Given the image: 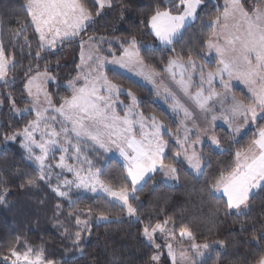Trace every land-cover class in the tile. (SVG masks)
Returning a JSON list of instances; mask_svg holds the SVG:
<instances>
[{
    "label": "snow or ice",
    "instance_id": "6c2138e0",
    "mask_svg": "<svg viewBox=\"0 0 264 264\" xmlns=\"http://www.w3.org/2000/svg\"><path fill=\"white\" fill-rule=\"evenodd\" d=\"M94 2L99 5L95 14L88 10L82 0H27L22 7L30 20L15 30L14 38H19L28 27L34 26L42 51L55 49L58 42L60 45L65 42L72 43L97 22L96 18L103 14L104 8L114 7L113 0H94ZM203 2L204 0H179L177 5L176 0H159L152 14L141 23L150 29L159 46L175 52L174 45L183 39L184 33L199 19L198 9ZM176 7L182 10L174 14L173 8ZM206 27L212 29V35L205 43L209 53L215 51V71L205 72V65L208 63L206 57H200L204 60V64H197L191 53L188 54L186 63L183 62L182 57L168 60L167 67L163 71L169 73L178 89L189 99L194 100L202 111H211L208 102L219 93L212 90L209 91L208 96H204V89L201 88L194 96L190 94L189 90L193 85V77L197 69L200 71L201 85L206 82L211 86L214 80L219 78L223 89L229 92L233 79L243 83L251 94V103L245 104L233 97V102L227 110L228 115L211 117L213 122L223 119L231 128L234 138L242 134L245 127L256 126L260 121H264V0H252L251 4L249 0H225L223 13L217 15ZM24 40L28 44L27 36ZM104 42V37L97 40L94 36H89L88 41L82 39L79 41L81 63L77 68L80 71L75 78L68 81L67 88L71 95L62 97L58 107L53 104L51 94L44 89V82L56 79L50 74L49 68L45 67L43 72L37 71L35 76L29 77L25 89L28 96L32 97L33 105L41 104V93H43V103L48 107L42 110L34 107L32 110L36 112V119L30 121L22 131L5 135L4 141L7 143L22 137L21 147L26 152L24 159L35 165L38 173L37 176H31L17 169L21 179L25 180V183L20 185L21 188L36 186L38 182L47 183L58 197L67 199L70 206L79 198L78 195L77 199L72 198L74 189L77 193L81 189L96 193L99 189L126 209L129 216H135L137 208L129 202L130 193L133 199H137L134 195L137 191L136 186L145 179V176L158 170L162 171L168 180L178 181L179 176L176 167L164 162L167 158L165 150L168 147L164 134L167 131L170 136L171 132L155 116L146 117L139 112L137 109L140 102L133 91L125 90L110 80L104 69L106 65L111 64L127 70L156 86L157 96L160 95L156 80L159 73L154 67L147 65L141 57V45L134 35L125 41H119L123 54L119 58L113 56L111 60L98 54L99 45ZM85 43L97 45L87 57L84 51ZM108 43L111 44V41ZM125 43L127 47L123 46ZM159 46L148 44L143 45V48L145 51L155 53L160 50ZM28 47L31 54L30 44ZM35 55L37 59L41 58L40 51ZM9 63L15 66L14 61H9L6 57L3 43L0 42V81L6 84L9 83L6 79ZM80 80H83V83L77 86V81ZM37 81L41 82L37 83ZM33 87L36 89L35 93ZM164 93L165 102L168 99L174 101L171 105L172 111L182 110L185 117H191L192 114L168 88L164 89ZM125 94L131 100L128 105H124L123 101L119 100V96ZM118 105L124 111L123 116L117 111ZM13 109L15 110L14 102ZM29 111L31 110H24V112ZM237 118L242 122L233 126L232 122ZM50 121L59 123V131L55 128L49 130ZM41 125L44 126L45 131L41 133L38 142L35 134L41 129ZM209 139L211 145L221 148L220 139L214 135ZM176 142L180 145L181 151H176L173 158L179 160L183 156L191 169L197 173L201 172L203 153L198 154L193 150L189 154L187 135L183 140L178 138ZM199 142L200 137L197 136L196 143ZM89 144L94 149H103L105 152L110 151L113 145L119 149L120 155L126 161L127 175L131 178V189L127 186L114 189L100 179L99 169L93 171L92 161L83 152L84 146ZM37 148L39 154L35 152ZM57 151L61 153L59 161L55 164L50 163V160L55 159ZM68 160H74L76 164H69ZM84 164L87 165L86 169L82 166L77 167ZM53 169H60V172L55 173L57 183L54 187L51 183ZM65 172L72 173L74 178L67 179L64 176ZM3 183L0 181V184ZM207 192L214 199L217 198V194H222L220 199L226 197L224 200L226 214L230 215L233 212L237 216L249 214L252 200L264 193V127L257 128L254 138L246 148L235 152L233 164L221 170L219 176L211 182ZM6 196L7 188H4L3 193L0 194V203L5 202ZM99 218L106 220L107 215L101 213ZM174 223L169 217L163 222L156 223L155 226L151 223L146 224L142 234L150 244L159 249L161 246L155 244L156 234L171 236L170 224L174 225ZM76 224L78 227L83 224V227L68 237L71 239V245L65 251L71 255L62 259L60 264H75L77 255L83 254V249L80 247L83 240L81 233L88 231L87 221H81L77 217ZM261 229L259 234L254 230L252 235V241L258 245L253 253V256L257 257L253 264H264V245H260V242L264 241V223H261ZM65 235L68 236L67 229ZM180 240L182 245L185 240L191 242L190 248L193 253V258L183 257L180 264H185V261L187 264H215L219 251L214 245H218L219 248L226 247V242L223 240L197 244L196 237L188 229L180 233ZM166 246L172 264H177L172 244L168 243ZM33 251L29 247L23 254L24 264H56L53 260H46L42 250L37 253L34 260L30 259L29 256ZM9 253V256L3 258V264H9V261L11 264H20L21 254L15 248H10ZM150 261L158 264L159 253L152 255Z\"/></svg>",
    "mask_w": 264,
    "mask_h": 264
},
{
    "label": "trees",
    "instance_id": "16d2710c",
    "mask_svg": "<svg viewBox=\"0 0 264 264\" xmlns=\"http://www.w3.org/2000/svg\"><path fill=\"white\" fill-rule=\"evenodd\" d=\"M223 1L204 0L198 12L199 19L184 33L183 39L174 45L175 52L159 47L160 50L152 53L145 51L143 45L155 42V37L141 21L152 14L159 0H113L114 7H106L103 14L96 18L97 22L76 41L65 42L56 49L46 51L39 47L40 42L38 34L34 32V26L28 27L19 38H14L15 30L30 20L22 7L27 0H0V42L3 43L6 57L13 59L15 63L14 67L11 64L8 69L9 83L0 84V181L4 182L0 184V194L7 188L6 200L0 203V264H3V258L9 255L10 248H15L21 253L27 252L29 247L34 252L42 250L46 260L60 264L62 259L71 255L65 251L71 245V239L68 237L83 227V224L77 226V217L81 221H87L88 231L81 233L83 240L80 247L83 254L77 255L75 264H153L150 257L156 254L158 249L143 236V227L149 223L155 226L169 217L175 222L171 226L177 234L188 229L193 232L197 243L220 240L226 242V247H217L219 255L215 264H253L257 258L253 253L258 245L252 241V235L254 230L257 234L262 230L264 193L252 200L248 215L237 216L234 212L226 214V199H220L221 195L214 199L208 195L207 189L223 168L233 164L235 152L247 147L257 128L264 127V121L249 127L245 133L234 138L227 128L216 126L214 132L221 141V150L204 143L200 150V153H203L204 169L200 175H195L182 159L173 158L174 153L180 149L172 140V134L178 128V123L172 115L154 101L152 92L143 84L124 73L109 69L108 77L113 82L131 89L140 97V110L158 118L171 132L170 136L167 131L164 134L165 140L168 141L167 158L164 162L174 164L179 176L178 183L167 184L163 181L161 173H157L151 175V178L148 177L146 182L137 188L134 194L137 199L130 198V203L137 208L136 220L117 202L101 194L73 191L72 198L77 199V195L79 198L70 206L69 201L58 197L47 183L38 182L36 186L21 188L20 185L25 183V180L21 179L17 169L31 176H37L38 173L35 165L24 159L26 152L21 147V140L7 143L4 141L5 135L22 131L34 117L32 112L20 116L13 115V102L19 106L27 102L26 78L47 67L59 80L70 79L77 70L81 39L86 40L89 36H96L98 39L99 35H103L105 42L99 45L100 51L103 55L113 57L123 52L119 41H125L134 35L141 45L140 54L145 63L162 72L168 60L176 56L187 59L191 53L199 60L203 56L210 57L205 42L211 37L212 29L206 25L223 13ZM82 2L93 14L99 9L94 0ZM178 2L179 0H176L177 5ZM251 3L252 0H249V4ZM178 8H173V11ZM25 36L31 46V54L28 44L25 43ZM108 41H111V44ZM123 46L127 47V44ZM71 50V62L62 64L64 55ZM37 51L41 53L40 59L36 58ZM207 65L210 70H214L215 59ZM50 90L57 105L62 97L71 94L62 83L58 86L51 84ZM233 93L245 104L251 102L250 96L240 87L234 88ZM84 153L92 161L93 168L99 169L102 181L114 189L121 186L131 189V181L123 162L108 156L102 149H94L90 144L84 146ZM51 183L54 186L56 182L53 180ZM101 213L107 215L106 220L99 218ZM65 229L68 236L65 235ZM260 245H264V241H261ZM162 258L163 264H171L166 255Z\"/></svg>",
    "mask_w": 264,
    "mask_h": 264
},
{
    "label": "rangeland",
    "instance_id": "374dc122",
    "mask_svg": "<svg viewBox=\"0 0 264 264\" xmlns=\"http://www.w3.org/2000/svg\"><path fill=\"white\" fill-rule=\"evenodd\" d=\"M178 4H179V2H178ZM202 6H203V4L201 5V8H202ZM200 8V9H201ZM106 8H104L103 9V11L105 10ZM200 9H198V12H199V10ZM182 9H180V8H178L176 11H173L174 12V14L175 13H177V12H179V11H181ZM94 37H96V36H94ZM98 37V36H97ZM100 37H104L103 35H99V38ZM98 38V39H99ZM97 39V38H96ZM97 39V40H98ZM84 41H88V39H86V40H84ZM149 44H156V45H158L159 46V42L155 39V42H152V43H149ZM148 45V44H147ZM60 46V44H59V42H58V45H57V47L56 48H58ZM97 45L95 44V43H85L84 44V51H85V57H87V55L91 52V51H93V49H95V47H96ZM159 47H163V46H159ZM55 48V49H56ZM99 48H100V46H99ZM81 52V51H80ZM100 56H103V57H107V59L108 60H111V59H113V57H108L107 55H103L102 53H101V51H99V53H98ZM123 54V52L120 54V55H118V56H115L116 58H119L121 55ZM208 54H209V56L211 57H207V56H203V57H206V59H207V61L208 62H211V61H213V58L215 57V51L214 50H212V52H210L209 53V51H208ZM141 55V54H140ZM212 55V56H211ZM65 56V58L63 59V61H62V64H68L69 62H71V60H72V58H73V56H72V50L71 51H67L66 52V54L64 55ZM79 56H80V54H79ZM142 57V56H141ZM8 58V57H7ZM177 58H179L178 56H176V57H173V58H171V59H177ZM195 60H196V63L197 64H204L205 62H204V60H202V59H197V58H195V57H193ZM9 59V61H13V59H11V58H8ZM183 62H187V59H183ZM216 62V61H215ZM80 63H81V60L79 59V61H78V64L77 65H80ZM11 64L12 63H9V66H11ZM9 66H8V68H9ZM167 67V65L165 66V68ZM77 68V67H76ZM164 68V69H165ZM109 69H111V70H113V71H116V72H121V73H124L125 75H127V76H129V77H132L134 80H136L138 83H140V84H143L146 88H148L151 92H152V94H153V99H154V101H156L157 103H159L160 104V106L164 109V110H166V111H168L171 115H172V117H173V119H174V121L175 122H177L178 123V128H177V130L174 132V134H172V140L177 144V139L179 138L180 140H183L184 139V137L187 135V137H188V152H189V154H191V152L193 151V150H195L196 152H197V149H200V147H202L203 146V144L204 143H209V144H211L210 143V139H209V137L210 136H213L214 135V132L212 131V128H214V126L215 125H218V124H224V125H226L227 123H225L224 122V120L223 119H217L216 121H212L211 120V117H212V115H216L217 117H220V116H222V115H228L229 113H228V109L230 108V106H231V104H232V102L230 101V99L233 97V96H231V94H230V91L229 92H226L224 89H223V87L221 86V84H220V82H219V78H217L216 80H214V82H216V84L218 85V87H220V89H219V102L217 103L216 101H215V98L216 97H213L214 98V103H213V105L211 104V103H209V105H208V107L211 109V111H202L201 109H199V107L195 104V102H194V100H192V99H189V97L188 96H186V95H184L179 89H178V87H177V85L174 83V81L172 80V78H171V76L169 75V73L168 72H166V71H158L157 69H156V71L159 73V75H158V77L156 78V80H157V86L159 87V89H160V95L159 96H157L156 95V86H154L153 84H149V83H147V82H145V81H143L141 78H139V77H136L135 75H133L132 73H130V72H128L127 70H125V69H120L118 66H115V65H111V64H108V65H106V67H105V69H104V72H105V74L108 76V70ZM38 71H40V72H43L44 70H38ZM80 71V69H78L77 68V70H76V72L74 73V74H72V77L70 78V79H67V80H59L58 79V77H56L55 75H54V73L52 72V71H50V74L52 75V76H54L56 79L54 80V81H47V82H44V89L49 93V94H51V97H52V101H53V104L55 105V106H59V105H57L56 103H55V101H54V95H53V93L51 92V90H50V85L51 84H54L55 86H58V85H60V83H62V84H64L66 87H67V84H68V81H70V80H72L73 78H75L76 76H77V74H78V72ZM189 71H191V69H189ZM207 71H213V70H210L209 68H208V65L206 64L205 65V72H207ZM214 71H215V69H214ZM7 73H8V70H7ZM36 75V73H33V74H31L30 76H28L27 78H26V83L28 82V79H29V77H31V76H35ZM109 78V77H108ZM6 79L8 80V76L6 77ZM110 80H111V78H109ZM177 79H179V77L177 76ZM227 80V79H226ZM233 80H235L236 81V79H233ZM2 82H4V81H0V84H2ZM41 81H37V83H40ZM213 82V83H214ZM232 82V81H231ZM83 83V80H80V81H77V86H79L80 84H82ZM115 83V82H114ZM122 88H124L125 90H128L127 88H125L124 86H122L121 84H119ZM165 88H168L172 93H173V95H175V97H176V99L177 100H179V102L185 107V108H187L188 109V111L192 114L191 115V117H185V115H184V113H183V111L182 110H180V111H176V112H174V111H172V108H171V105L174 103V101L172 100V99H168L167 100V102H165V99H164V95H165V93H164V89ZM201 88H203L204 89V92H203V94L205 95V94H207V96H208V94H209V91H212V85L211 86H209L206 82L205 83H203L202 85H201V81H200V71H199V69H197L196 70V72L194 73V77H193V85H192V87L190 88V94L191 95H195L196 94V92H198V91H200L201 90ZM215 88H213V90H214ZM25 91H26V89H25ZM35 91H36V89H35V87H33V92L35 93ZM70 91V90H69ZM215 91V90H214ZM26 93H27V91H26ZM134 93V92H133ZM136 96H137V98H138V100H139V102L141 103V99H140V97L136 94V93H134ZM71 95V94H70ZM27 102L23 105V106H19V105H16L15 104V110L13 109V115L14 116H20V115H23V114H27L28 112H24V110L25 109H29V110H31V111H29V112H32V114H33V119L31 120V121H33V120H35L36 119V112L34 111V110H32L34 107L36 108V109H39V110H42L43 108H45V107H48V105L47 104H45V103H43V93H41V104H38V105H33V102H32V97H29L28 96V94H27ZM119 100L120 101H123V104L124 105H128V104H130L131 103V100L126 96V94L125 95H120L119 96ZM140 103H139V107H138V111L139 112H142L141 110H140ZM190 103V104H189ZM2 108V106H1V102H0V109ZM12 108H13V106H12ZM16 110H19V111H16ZM117 111L119 112V114L121 115V116H123L124 115V111L123 110H121V106L120 105H118L117 106ZM143 113V112H142ZM146 117H149L150 115H147V114H145V113H143ZM59 119V118H58ZM158 119V118H157ZM237 119H240V118H237ZM159 120V119H158ZM160 121V120H159ZM163 123V122H162ZM233 123V126H237V125H239L240 123H241V121H237V122H235V120L232 122ZM49 124H50V128H49V130L51 129V128H55L57 131H59V128H60V125H59V123L58 122H56V123H52L51 121L49 122ZM164 124V123H163ZM228 125V124H227ZM229 126V125H228ZM246 129H249V127H245ZM167 129V128H166ZM43 131H45V129H44V126L43 125H41V129L38 131V132H36V139H37V141L39 142V140H40V136H41V133L43 132ZM10 135H12V134H10ZM197 136H199L200 137V142L199 143H196V140H197ZM137 138H139V136H137ZM17 139H19V140H21L22 141V137H18ZM165 139V138H164ZM16 141V140H15ZM177 145H179V144H177ZM214 147H216L215 145H213ZM218 150H221V148H217ZM103 150V149H102ZM25 151V150H24ZM104 151V150H103ZM165 151H167V148H166V150ZM35 152H36V154H39V149L37 148V149H35ZM83 152H84V148H83ZM105 152V151H104ZM108 156H113V157H115V158H117V159H119L121 162H123L124 163V165H126V161L124 160V158L120 155V153H119V149H117L114 145L113 146H111V150L110 151H108V152H105ZM85 154V153H84ZM60 155H61V153L59 152V151H57L56 153H55V159L54 160H50L49 162L50 163H53V164H55L56 162H58L59 161V157H60ZM70 155H71V153H70ZM69 164H76V161H74V160H68L67 161ZM172 164V163H171ZM174 167H175V165L174 164H172ZM84 167L85 169L87 168V165L86 164H84V165H77V167ZM126 167V166H125ZM127 169V168H126ZM96 169H94L93 168V171H95ZM58 172H60V169H53V173H54V175H53V178H52V181L54 180L56 183H57V180H56V178H55V173H58ZM157 173H161V175H162V178H163V181H165L167 184H176V183H178V181H175V180H168V178L164 175V173L162 172V171H160V170H158V171H156V172H154V173H149L147 176H145V179L143 180V181H141L140 182V184H138L136 187L137 188H139L140 186H142L145 182H146V179L148 178V177H150L151 175H154V174H157ZM86 174V173H85ZM64 176H66L67 177V179H69V180H71V179H73L74 178V176H73V174L72 173H67V172H65L64 173ZM61 179H63V177L61 178ZM101 179V178H100ZM102 180V179H101ZM130 180H131V178H130ZM56 183H54L53 185L55 186L56 185ZM53 186V187H54ZM73 191H76L77 192V190H73ZM80 192H82V193H87V194H89V193H92V192H89V191H86V190H83V189H81V190H79ZM92 194H97V195H104V196H106L108 199H110L111 201H112V198H110V197H108L105 193H103L102 191H100L99 189H98V191L96 192V193H92ZM132 197V194L130 193V198ZM129 202H130V199H129ZM128 214V213H127ZM130 217H132L134 220H136L137 219V217H136V215L135 216H130ZM170 228H172V235L171 236H168V235H165V234H161V233H157L156 234V237H155V244H159L161 247L158 249V252L157 253H159V255H160V261L158 262V264H163L162 263V257L164 256V255H166L167 257H168V259H169V261L171 262V264H172V258L171 257H169L168 256V249H167V244L168 243H171L172 244V246H173V251L175 252V255H176V260H177V264H180V262H181V260H182V258L183 257H187L188 259H191V258H193V253H192V250H191V248H190V243L191 242H189V241H187V240H185L184 242H183V245L181 244V240H180V233H176V231L174 230V227H172L171 226V224H170ZM197 243V242H196ZM211 243H213V242H211ZM197 244H200V243H197ZM202 245V244H201ZM214 247H219L218 245H214ZM24 253H26V252H21L20 254H21V261H20V264H24V261H23V254ZM37 253L38 252H32L31 254H30V256H29V258L30 259H35L36 258V255H37ZM156 253V254H157ZM9 255H10V253H9ZM8 255V256H9ZM11 259H14V258H11ZM9 264H11V261H9ZM185 264H187V261H185Z\"/></svg>",
    "mask_w": 264,
    "mask_h": 264
},
{
    "label": "crops",
    "instance_id": "0c3cea01",
    "mask_svg": "<svg viewBox=\"0 0 264 264\" xmlns=\"http://www.w3.org/2000/svg\"><path fill=\"white\" fill-rule=\"evenodd\" d=\"M223 3L225 4V0L223 1ZM208 50V49H207ZM10 67V66H9ZM9 69V68H8ZM7 69V70H8ZM214 71V70H213ZM8 72H9V70H8ZM7 76H8V73H7ZM225 79H227V76H225ZM231 85H232V87H231V91H230V94H231V96H233V97H235V99L236 100H240L237 96H235L234 95V93H233V89L234 88H236V87H240L247 95H249L250 97H251V94L248 92V89H247V87L243 84V83H241L239 80H232V82H231ZM213 88H215L214 90H215V92H217V93H219V89H220V87H218V85L216 84V82H214L213 84H212V90H213ZM204 96H207V94H205ZM216 98H215V101L218 103L220 100H219V96H215ZM233 97L230 99V101L231 102H233ZM241 101V100H240ZM209 103H211L212 105H213V103H214V98L212 99V100H210L209 102H208V105H209ZM251 103V102H250ZM190 104V103H189ZM196 104V103H195ZM249 104V103H248ZM237 121H241V119H236L235 120V122H237ZM242 122V121H241ZM216 126H223V127H225V128H227L228 129V131H230L231 133H232V130H231V128L226 124V125H224V124H218V125H215L214 126V128H212V131L214 132V129L216 128ZM247 131V129L246 128H244L243 130H242V134L243 133H245ZM242 134H240V135H242ZM240 135H237V136H235V137H238V136H240ZM214 136H216L217 137V135H216V133L214 132ZM218 138V137H217ZM211 143V142H210ZM204 145V144H203ZM179 146V151H181V148H180V145H178ZM203 147V146H202ZM202 147H200V149H197V153L199 154L200 153V150H201V148ZM179 159H182L184 162H185V164L187 165V167L190 169V171L192 172V173H194L195 175H200L201 173H202V171H203V169H204V167H203V160L201 161V172H199V173H197V172H195L193 169H191V167L188 165V163H187V161L186 160H184V157L183 156H181ZM129 179H130V177H129ZM131 181V180H130ZM217 195H222V194H217ZM225 199H226V197H224Z\"/></svg>",
    "mask_w": 264,
    "mask_h": 264
}]
</instances>
